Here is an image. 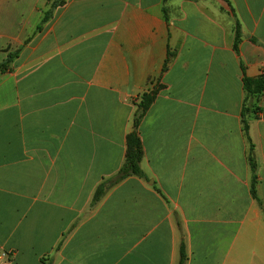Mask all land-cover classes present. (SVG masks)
Wrapping results in <instances>:
<instances>
[{
	"label": "crops",
	"instance_id": "obj_1",
	"mask_svg": "<svg viewBox=\"0 0 264 264\" xmlns=\"http://www.w3.org/2000/svg\"><path fill=\"white\" fill-rule=\"evenodd\" d=\"M10 53L0 264H264V0H0Z\"/></svg>",
	"mask_w": 264,
	"mask_h": 264
},
{
	"label": "trees",
	"instance_id": "obj_2",
	"mask_svg": "<svg viewBox=\"0 0 264 264\" xmlns=\"http://www.w3.org/2000/svg\"><path fill=\"white\" fill-rule=\"evenodd\" d=\"M50 18V14L46 13L45 17L42 21V23H45ZM41 29V27H39ZM240 44V30L239 26L236 28V38H235V49L238 51ZM17 57V53L14 54H8L7 59L0 64V74L5 73L9 70L11 63L14 61V59ZM168 64V61L167 63ZM243 85L244 90L246 92V102L245 107L243 109V117L248 116L250 113H257L259 111L258 108H256V105L254 104V100L257 99L259 96L262 95L264 92V75H261L257 79H251L248 78L246 75L243 79ZM155 98V94H145L142 96L141 102L139 104V113L137 114L135 118V131L129 136V152L127 154V158L125 161L124 166L119 171L117 177L114 179L115 182L121 181L131 175L143 177L144 174L140 168V163L142 160V144L141 140L139 138L137 129L140 123V120L144 116V114L147 112V110L150 108L151 104L153 103ZM248 124L246 121H244V131L248 132ZM251 166L253 170V183L251 188V194L254 198L257 199V193H256V163L254 161V147H251ZM111 183V182H110ZM105 186L102 185L96 193V198H100L104 192H105ZM185 262V254L183 248L181 249V260L180 264H184Z\"/></svg>",
	"mask_w": 264,
	"mask_h": 264
}]
</instances>
